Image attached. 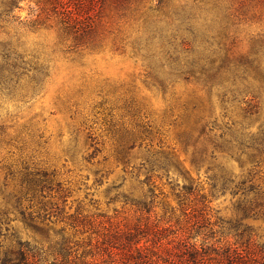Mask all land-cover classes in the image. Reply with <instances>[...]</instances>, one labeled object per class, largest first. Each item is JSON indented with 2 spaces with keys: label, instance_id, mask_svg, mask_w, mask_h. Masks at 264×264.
Returning a JSON list of instances; mask_svg holds the SVG:
<instances>
[{
  "label": "rangeland",
  "instance_id": "374dc122",
  "mask_svg": "<svg viewBox=\"0 0 264 264\" xmlns=\"http://www.w3.org/2000/svg\"><path fill=\"white\" fill-rule=\"evenodd\" d=\"M2 1L0 189H17L8 171L53 172L66 189L55 200L65 214L100 215L93 226L71 228L54 219L48 225L52 236L64 229L81 254L96 231L125 230L146 219L163 226L182 223L175 195L188 184L194 191L185 203L207 220L206 228L191 232V242L219 252L237 250L251 264L264 263V156L249 147L264 129V86L258 90L252 73L248 81L211 88L175 75L187 58L209 47L206 40L212 42L206 53L220 49L217 26L210 27L209 39L186 32L183 20L190 14L203 27L229 13L235 21L234 43L226 42L231 59L254 57L256 49L264 67V0H165L160 11L154 10L157 0L119 6L80 0L87 11L76 25L64 24L61 9L50 11L40 0H19L9 14ZM251 95L257 107L244 114ZM163 166L168 176L155 169L148 185L142 183V168ZM219 172L235 183L250 180L262 206L241 218V195L221 188ZM149 187L155 198L147 214L130 199L143 198ZM12 225L22 240L39 238L20 222Z\"/></svg>",
  "mask_w": 264,
  "mask_h": 264
},
{
  "label": "trees",
  "instance_id": "16d2710c",
  "mask_svg": "<svg viewBox=\"0 0 264 264\" xmlns=\"http://www.w3.org/2000/svg\"><path fill=\"white\" fill-rule=\"evenodd\" d=\"M18 1L3 0L1 4L4 12L9 14L14 7H17ZM109 1L114 6H119L132 0ZM164 1L157 0V7L154 10L160 11ZM39 3L48 6L53 12L61 9L59 14L62 22L67 25H76L81 17L80 13L85 14L87 11V5L80 3V0H40ZM223 14L224 18L211 20L210 24L203 27H196L192 23L196 18L193 14L184 18L186 32L193 38L200 35L202 39H209L210 27L217 26L216 44L220 49L206 53L212 45V42L206 40L209 46L203 49L206 55H202V52L198 57L187 58L181 70L175 75L184 81H201L205 87L211 88L215 83L229 80L233 84H236L237 80L248 81L247 75L252 73L261 84L257 86L259 90L264 86V67L258 59V50L253 51L254 57L245 55L240 60L231 59L226 42L232 40L231 43H234L230 29L235 21L230 18L229 13L223 12ZM156 69L158 70L159 66H155L153 71ZM35 71H38V68ZM255 100L256 96L251 95L247 108L243 109L244 114H251L253 108L257 107ZM252 103L254 105H251ZM250 140L249 147L258 155L264 156V129L256 138ZM237 142L240 146H246L243 140L239 139ZM226 143L230 144L228 141ZM222 147L226 146L218 145V148ZM142 169L146 171L145 179L142 181L146 185L150 182L152 178L150 174H153L155 169L164 172L166 176L169 175V168L166 166ZM7 176L16 179L18 185L13 192L5 193V190L0 189V264H40L41 262L45 264H251L248 257L237 250L224 249L219 252L205 247L203 243L199 245L196 241L191 242V232H200L207 226V220L201 210L185 203L187 196L194 191L191 185L183 184L175 195L179 211L184 217L182 223L178 220L175 222L176 228H173L175 225L163 226L159 223H151L148 219L125 230L107 228L102 232L96 231L95 236L88 241V252L79 254L71 245V239L65 234L64 229L54 232L52 236L48 225L54 223L52 221L54 219L65 221L71 228L79 225L93 226L100 215H89L79 219L77 211L73 214H65L63 204L60 205L55 200L64 197L66 189L54 179L53 172L24 167L18 172L8 171ZM217 178L223 190L230 187L233 195H241L242 199L237 204L241 218L250 217L256 207L262 206L258 193L254 192L255 188L252 184H248L250 180L235 183L223 172H219ZM250 193H254V197L248 199ZM154 198L153 190L149 187L143 198L130 199V202L137 210L150 214L154 207ZM125 199L127 200L126 197ZM16 222L22 223L39 238L33 237L32 241L19 238L16 226L12 225Z\"/></svg>",
  "mask_w": 264,
  "mask_h": 264
}]
</instances>
